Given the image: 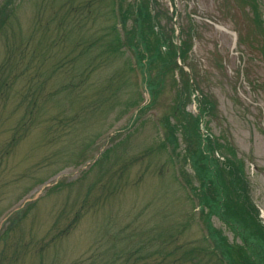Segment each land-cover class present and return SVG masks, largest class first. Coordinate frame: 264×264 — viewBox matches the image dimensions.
I'll return each mask as SVG.
<instances>
[{"label": "rangeland", "instance_id": "374dc122", "mask_svg": "<svg viewBox=\"0 0 264 264\" xmlns=\"http://www.w3.org/2000/svg\"><path fill=\"white\" fill-rule=\"evenodd\" d=\"M0 264H264V0H0Z\"/></svg>", "mask_w": 264, "mask_h": 264}, {"label": "trees", "instance_id": "16d2710c", "mask_svg": "<svg viewBox=\"0 0 264 264\" xmlns=\"http://www.w3.org/2000/svg\"><path fill=\"white\" fill-rule=\"evenodd\" d=\"M91 4L90 2L87 3V5ZM119 8H121V4L119 5ZM150 8L149 3L148 5L146 3H142L141 1H136V4L134 6V8L131 10V17L134 20V24L135 27L134 30L131 31H126L124 30L125 33V38L127 37L128 39H130V35L135 33V39L134 41L131 40L132 42L129 41V43H139L138 48L139 49H146L149 52L151 51L150 46L147 43H162L164 34L162 29L160 28L159 25H157V21H156V16L155 14H149L148 9ZM125 14L122 17V25L125 24ZM156 21V22H155ZM157 23V24H156ZM160 28V29H159ZM152 35L153 37V42H149V37ZM163 35V37H162ZM118 36V35H117ZM119 42H121L122 40V36L119 34L118 37ZM182 42L178 48H176V50H174L173 54L178 55L179 52V56L181 57V59H183V50H182ZM159 48V47H156ZM154 48V49H156ZM137 50V48H134ZM153 49V50H154ZM157 50V49H156ZM151 56L154 55V52H150ZM150 89L154 90V86L152 88V85H150ZM151 90V91H152ZM179 106V105H178ZM187 114V113H186ZM190 137L191 135L188 134ZM203 142L207 140V138H203L202 139ZM209 141H213V138L208 139ZM210 147L206 150V148H200V150L203 152L205 151L209 153V151L214 147V145L209 144ZM201 160L197 161V159L194 160V167L197 169H204L208 171V174L205 176L206 178H208V185L212 184L214 188H218V184L221 185V190L225 189V188H231L234 184V180L236 179L238 182H241V179L238 177V170L239 167L236 166V164L234 163V161H227L224 165V169L221 171H218L217 169V160L216 159H211L212 157L210 155H203L200 156ZM223 171H227L229 173V176L231 178V186H228V181H224V178L227 175L222 174ZM236 189V186H235ZM243 202L242 203H234V201L228 206V212L233 211L234 212V216L237 219H240L243 223H245V226L248 227H256L257 224L259 223L258 220V215H257V208L255 207V205L251 204V206L248 208L247 203L245 201L244 198H242ZM237 205H239L240 211H241V216L244 219H241L240 217V213L236 210ZM254 211L255 213L253 214ZM247 216H252L253 219V224H250L248 222V217ZM258 231L261 232V229H259ZM263 233V231H262ZM250 245H252V248H254L255 246L251 243ZM255 249V248H254ZM252 249V250H254Z\"/></svg>", "mask_w": 264, "mask_h": 264}]
</instances>
